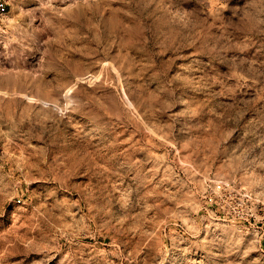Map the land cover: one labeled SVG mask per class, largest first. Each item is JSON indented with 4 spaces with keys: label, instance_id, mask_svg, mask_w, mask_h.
<instances>
[{
    "label": "rangeland",
    "instance_id": "obj_1",
    "mask_svg": "<svg viewBox=\"0 0 264 264\" xmlns=\"http://www.w3.org/2000/svg\"><path fill=\"white\" fill-rule=\"evenodd\" d=\"M263 215L264 0H0V264H264Z\"/></svg>",
    "mask_w": 264,
    "mask_h": 264
},
{
    "label": "built area",
    "instance_id": "obj_2",
    "mask_svg": "<svg viewBox=\"0 0 264 264\" xmlns=\"http://www.w3.org/2000/svg\"><path fill=\"white\" fill-rule=\"evenodd\" d=\"M224 189H226V184L225 183H218V184H216L215 185V190H217V191H219V192H221L222 190H224ZM261 224H262V228L261 229H263V231H262V234H261V238H260V246H262L263 247V242H264V215L262 216V218H261Z\"/></svg>",
    "mask_w": 264,
    "mask_h": 264
}]
</instances>
